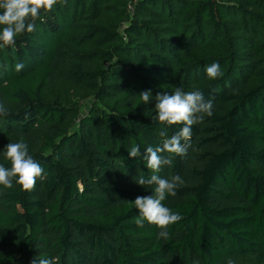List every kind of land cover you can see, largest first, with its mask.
<instances>
[{
    "label": "trees",
    "instance_id": "1",
    "mask_svg": "<svg viewBox=\"0 0 264 264\" xmlns=\"http://www.w3.org/2000/svg\"><path fill=\"white\" fill-rule=\"evenodd\" d=\"M215 62L223 75L210 80ZM53 83L90 107L50 98ZM177 88L214 97V110L157 173L185 181L163 202L183 217L165 241L136 224L128 201L153 195L136 183L152 173L128 150L160 144L155 96ZM0 103V152L23 137L44 169L29 191L0 187V264L264 260V0H57L0 49Z\"/></svg>",
    "mask_w": 264,
    "mask_h": 264
},
{
    "label": "clouds",
    "instance_id": "2",
    "mask_svg": "<svg viewBox=\"0 0 264 264\" xmlns=\"http://www.w3.org/2000/svg\"><path fill=\"white\" fill-rule=\"evenodd\" d=\"M57 3V0H0V49L13 47L16 44V37L34 31V22L42 11H50ZM22 64L16 65L20 71ZM207 78L215 80L223 73L218 62L212 63L205 69ZM141 101L147 105L152 100L151 91L139 93ZM154 122L163 125L165 130L161 131L160 144L153 147L147 146L144 154H141V147L133 144L129 152L130 158L142 159L152 175L145 178L139 175L138 185L144 188L145 185L152 188L153 195L137 196L135 201H128L138 211L136 224L144 227L145 222L158 229V239L165 241L170 239L168 229L178 223L183 217L178 212L163 203L167 197H175L177 189L184 186L185 181L180 175L172 176L170 179L161 178L157 173L162 167L170 166L173 156H185L191 148L192 127L202 124L205 117H211L214 110V97L205 98L201 91L193 90L185 92L177 88L174 93H161L155 96ZM8 111L0 103V116H6ZM173 126L179 128L171 137L167 136V129ZM167 154V155H165ZM0 156L10 163V167L0 164V187L12 189L14 184L20 187L21 191L31 190L37 180L44 178V169L29 153L28 144L23 137L18 142H10L0 152ZM32 264H57V258H48L39 255L33 258ZM227 264H235L229 259Z\"/></svg>",
    "mask_w": 264,
    "mask_h": 264
},
{
    "label": "rangeland",
    "instance_id": "3",
    "mask_svg": "<svg viewBox=\"0 0 264 264\" xmlns=\"http://www.w3.org/2000/svg\"><path fill=\"white\" fill-rule=\"evenodd\" d=\"M82 92L74 87L66 86L59 83H53L48 92V96L52 99L63 100L67 104H72L74 107H77L78 114H83L91 105V100L89 98H80ZM76 122L74 120L70 123L68 127L69 130L76 129ZM235 264H264V260L261 258H252L248 256L247 258H236Z\"/></svg>",
    "mask_w": 264,
    "mask_h": 264
},
{
    "label": "built area",
    "instance_id": "4",
    "mask_svg": "<svg viewBox=\"0 0 264 264\" xmlns=\"http://www.w3.org/2000/svg\"><path fill=\"white\" fill-rule=\"evenodd\" d=\"M135 1H140V0H135Z\"/></svg>",
    "mask_w": 264,
    "mask_h": 264
}]
</instances>
